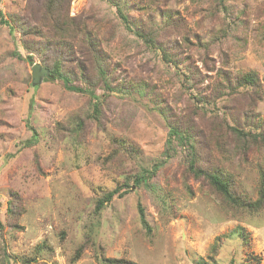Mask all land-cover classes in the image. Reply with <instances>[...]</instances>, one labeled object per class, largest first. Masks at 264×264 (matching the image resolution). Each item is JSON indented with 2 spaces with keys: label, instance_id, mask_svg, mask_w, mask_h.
<instances>
[{
  "label": "rangeland",
  "instance_id": "374dc122",
  "mask_svg": "<svg viewBox=\"0 0 264 264\" xmlns=\"http://www.w3.org/2000/svg\"><path fill=\"white\" fill-rule=\"evenodd\" d=\"M39 3L0 0V10L32 22L42 13ZM225 3L227 10L218 0H127L130 15L145 21L164 22V12L174 11L177 25L166 26L160 35L187 68L166 61L159 49L127 29L107 0H69L63 20L79 23L96 39L108 56L114 83L134 84L126 95H109L101 80L89 82L78 73L72 83L83 91L70 90L60 80L34 86L32 66H45L51 52L46 57L28 52L21 32L0 22L1 264H9L6 259L11 264H99L100 252L139 264H196L199 259L264 264V207L236 214L202 180L185 179L188 150L177 141L168 144V128L152 108L163 100L179 122L195 124L207 163L232 176L239 192L257 198L264 144L245 143L231 127L253 129L245 113L264 121V0ZM37 24L44 30L48 26ZM82 31L71 40L65 55L73 61L66 65L78 70L80 62L95 70V52ZM248 72L259 77L261 94H235L234 112L227 114L223 98H217L223 74ZM89 92L101 100L102 112L98 120L86 119L81 141L72 143L69 129L59 123L92 110L96 99ZM121 138L137 144L139 155L117 151L114 139ZM156 164L160 167L147 184L126 189L97 211L105 192L131 174L155 170ZM139 203L150 233L140 220Z\"/></svg>",
  "mask_w": 264,
  "mask_h": 264
},
{
  "label": "trees",
  "instance_id": "16d2710c",
  "mask_svg": "<svg viewBox=\"0 0 264 264\" xmlns=\"http://www.w3.org/2000/svg\"><path fill=\"white\" fill-rule=\"evenodd\" d=\"M111 5L116 7L117 14L122 22L125 24V27L133 32L138 38H141L144 43L148 46L159 49L162 53L163 58L177 66L180 65V62H184L180 59L178 50L168 43L161 37V33L166 26L177 25L176 20L177 16L174 11L169 10L164 12L166 19L164 22L151 21L147 20L149 23L141 18H136L126 10L127 0H107ZM221 6L227 10L225 0H218ZM69 0H40V7L42 13L37 18H32L31 21H27L18 14H8L7 16L3 14L0 10V22L6 24L10 27L11 30H18L22 34L23 46L28 50V52H38L44 57L48 56V52H51L52 58H47L46 65L50 70V75L45 77V81L48 80H60L63 82L66 88L70 90L83 91L79 86H76L72 83V76L77 75L87 81L94 82V79H99L103 82L105 89L108 91L109 95L113 93H119L120 95H126L130 93L131 88H133V83L128 85L123 81L117 83L113 82L114 72L111 68L110 61L107 58L108 56L104 54L102 50L99 49V45L91 37V33L87 32L83 26H80L79 23L73 22L70 23L64 19V12L67 14V6ZM161 11V10H160ZM28 19V18H27ZM29 20V19H28ZM41 21L42 25L48 24L45 28L38 25L37 22ZM82 30L84 34V40L89 44L88 49L91 53H94L95 62L93 63L94 69L88 70L84 63L77 62L78 70H73L70 66H67L65 53H68L72 48V42L76 38V33L78 30ZM51 31V32H50ZM33 37V38H30ZM38 37V39H36ZM34 39V40H32ZM189 39L188 36L185 38ZM18 58L23 59V55L15 51L13 52ZM30 61H32V55L27 56ZM52 59V60H51ZM73 61L72 59L68 60ZM188 68V64H187ZM190 73H193V70H190ZM222 82L219 88V94L217 98H223V107L228 108V113L232 114L234 112L230 107V102H232L233 96L238 93H243L247 91H253V94L260 95L261 87L259 82V77L256 73L248 72L238 77H231L230 75L223 74ZM189 80V79H187ZM146 86V84H145ZM145 86H142L145 88ZM146 89V88H145ZM92 96L93 102H91L92 110L88 112L85 117L78 116L75 119H70L67 124H61V128L69 129V136L72 143H79L84 135L82 132L86 125V119H95L98 120L102 112L101 110V100L95 98L94 94L89 92ZM143 93V92H141ZM202 101V98H199ZM154 101V100H153ZM155 102V106L152 107L153 111L158 112L160 117L164 121L165 125L168 128L169 139L168 144L172 145L173 141H177L178 145L181 148L188 150L186 155L185 162V171L184 177L188 178L189 175H192L197 180H202L206 185L212 189L217 196L222 198L223 204L226 208L232 209L236 214H253L259 212L264 207V177L260 181L258 196L256 199H252L247 195L239 192L237 190L236 184L232 178L225 174L220 168L215 165L207 163L204 155L200 152L204 147L201 140V131L195 124L188 122H179L176 115L173 113L172 109L163 104V100ZM245 116L248 120L251 121V126L253 129L244 130L243 128L232 126L231 130L237 134H241L245 137V143H249L251 140L253 142H261L264 144V121L261 118L256 117L257 115H250L245 113ZM236 121V118H235ZM237 122V121H236ZM69 127V128H67ZM33 130V137L37 135L35 128L31 127ZM36 139V137H34ZM248 140V141H247ZM114 143L117 144V151L123 150L126 155H139L140 150L139 146L133 141L126 139H114ZM155 170L146 169L142 173H134L131 176H127L123 183L118 185L115 189L105 192L102 197L97 202V211L99 212L102 208L111 202L113 198L118 195L121 196L125 193L126 189L131 187H139L142 184H147V179L152 177L156 173V169L160 167L159 164L155 165ZM131 180L133 183L131 184ZM122 190H124L122 192ZM163 204H165L164 197L161 199ZM13 201H10L12 204ZM13 206H10V212H14ZM138 210L140 215V220L147 232L150 233L152 228L148 221L145 208L141 203L138 204ZM246 232V231H245ZM245 237L247 239L248 233L246 232ZM83 246L81 245L76 252L74 259H77L82 251ZM4 255L7 256L6 252ZM97 260L99 264H139L132 260H126L123 258H109L106 257L102 252L98 253ZM6 261L11 264L7 259ZM1 264V263H0ZM196 264H219L216 261L206 262L203 259L197 260ZM229 264H236L234 261H231Z\"/></svg>",
  "mask_w": 264,
  "mask_h": 264
},
{
  "label": "water",
  "instance_id": "95a60500",
  "mask_svg": "<svg viewBox=\"0 0 264 264\" xmlns=\"http://www.w3.org/2000/svg\"><path fill=\"white\" fill-rule=\"evenodd\" d=\"M50 75V70L40 63H35L32 66V84L34 86L41 84L45 77Z\"/></svg>",
  "mask_w": 264,
  "mask_h": 264
}]
</instances>
